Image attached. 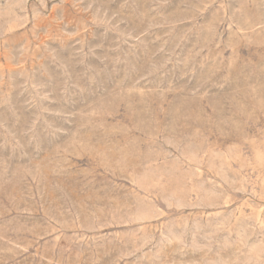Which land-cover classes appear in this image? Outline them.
Segmentation results:
<instances>
[{
  "label": "rangeland",
  "instance_id": "obj_1",
  "mask_svg": "<svg viewBox=\"0 0 264 264\" xmlns=\"http://www.w3.org/2000/svg\"><path fill=\"white\" fill-rule=\"evenodd\" d=\"M0 264H264V0H0Z\"/></svg>",
  "mask_w": 264,
  "mask_h": 264
}]
</instances>
